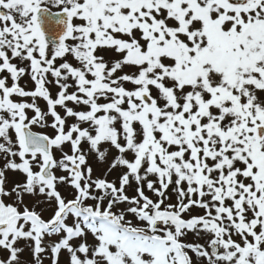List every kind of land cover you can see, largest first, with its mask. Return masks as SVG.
Wrapping results in <instances>:
<instances>
[{"label": "snow or ice", "instance_id": "obj_1", "mask_svg": "<svg viewBox=\"0 0 264 264\" xmlns=\"http://www.w3.org/2000/svg\"><path fill=\"white\" fill-rule=\"evenodd\" d=\"M45 261L264 264V0H0V264Z\"/></svg>", "mask_w": 264, "mask_h": 264}, {"label": "rangeland", "instance_id": "obj_2", "mask_svg": "<svg viewBox=\"0 0 264 264\" xmlns=\"http://www.w3.org/2000/svg\"><path fill=\"white\" fill-rule=\"evenodd\" d=\"M36 130L40 131L41 129H36ZM45 264H48V261H45Z\"/></svg>", "mask_w": 264, "mask_h": 264}, {"label": "flooded vegetation", "instance_id": "obj_3", "mask_svg": "<svg viewBox=\"0 0 264 264\" xmlns=\"http://www.w3.org/2000/svg\"><path fill=\"white\" fill-rule=\"evenodd\" d=\"M40 131H44V130H40Z\"/></svg>", "mask_w": 264, "mask_h": 264}]
</instances>
